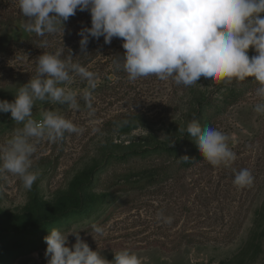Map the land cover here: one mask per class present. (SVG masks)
<instances>
[{
    "label": "rangeland",
    "instance_id": "374dc122",
    "mask_svg": "<svg viewBox=\"0 0 264 264\" xmlns=\"http://www.w3.org/2000/svg\"><path fill=\"white\" fill-rule=\"evenodd\" d=\"M12 9L0 14V100L13 101L35 75L36 58L63 46L65 57L71 52L74 62L96 73L97 87L94 112L83 100L78 110L36 102L35 119L58 110L83 131L39 141L31 190L16 176H0V264H46L44 237L52 228L78 229L109 260L113 250L129 247L144 264H264V115L253 110L254 78L202 77L190 87L155 76L129 81L114 66L124 52L120 39L106 44L90 37L88 53L81 52L78 32L89 11L77 10L63 33L40 37L25 31L27 18ZM84 86L79 76L70 85ZM193 119L234 133L237 159L218 167L204 160L186 132ZM16 127L10 112H0V144ZM194 155L193 164L180 165L181 156ZM242 168L251 171V186L234 185ZM159 212L172 222L158 219ZM93 224L105 230L93 232L96 241ZM68 241L75 243L74 233Z\"/></svg>",
    "mask_w": 264,
    "mask_h": 264
},
{
    "label": "clouds",
    "instance_id": "9594fccd",
    "mask_svg": "<svg viewBox=\"0 0 264 264\" xmlns=\"http://www.w3.org/2000/svg\"><path fill=\"white\" fill-rule=\"evenodd\" d=\"M18 5L27 18L25 31L40 37L63 33L64 22L77 10L89 11L91 26L78 32L81 52L88 53L90 37L98 40L102 36L106 44L120 39L124 52L114 60V66L122 69L129 81L155 76L190 87L202 77L225 83L253 77L257 84L253 110L264 115V0H18ZM250 48L256 55L249 56ZM64 49L44 51L36 58L35 75L17 89L14 100H0V112H10L20 125L0 144V176L18 177L26 190L32 189L39 176L32 159L39 141L60 142L66 133L83 131L58 110H44L42 118L35 119L36 102L78 110L83 100L90 112L95 111L96 73L74 62L71 52L65 57ZM76 76L85 82L82 89L70 87ZM186 132L212 166H228L237 159L230 147V142H237L234 133L201 126L195 119L187 124ZM253 181L247 168L236 172L233 179L240 188ZM157 218L172 222L163 212ZM90 232L94 240L93 232L105 234L96 224ZM69 233L75 234L71 246ZM44 240L46 264H144L139 253L129 247L113 250L111 260L105 258L99 246L93 250L78 229L65 232L52 228Z\"/></svg>",
    "mask_w": 264,
    "mask_h": 264
},
{
    "label": "trees",
    "instance_id": "16d2710c",
    "mask_svg": "<svg viewBox=\"0 0 264 264\" xmlns=\"http://www.w3.org/2000/svg\"><path fill=\"white\" fill-rule=\"evenodd\" d=\"M10 8L11 9L13 8L12 10H19L18 0H0V14L9 13ZM84 26H87V27L91 26V16L90 15H89L88 22ZM77 32H78V30H77ZM101 38H103V37L101 36L99 39H101ZM99 39H98V41H99ZM95 40H97V39H95ZM182 157H184V156H181V158H180V165H182L183 167L190 166L191 164H193L197 160V155L191 156L190 158L188 157L187 161L183 160Z\"/></svg>",
    "mask_w": 264,
    "mask_h": 264
}]
</instances>
